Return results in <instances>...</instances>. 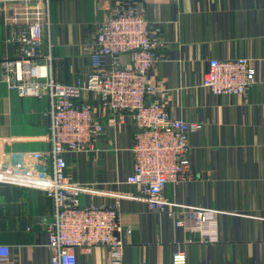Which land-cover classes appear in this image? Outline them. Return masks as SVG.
<instances>
[{"label":"crops","instance_id":"obj_1","mask_svg":"<svg viewBox=\"0 0 264 264\" xmlns=\"http://www.w3.org/2000/svg\"><path fill=\"white\" fill-rule=\"evenodd\" d=\"M140 1L161 54L149 74L160 89L158 100L170 117L201 124L188 136L191 177L168 183L164 197L218 213L212 222L215 240L204 242L190 224H175L180 212L170 217L142 202L119 199L121 226L131 229L124 235V264H170L176 249L186 253L188 264H264V0ZM112 2L50 0L52 27L43 52L50 44L51 71L58 81L86 77L89 38ZM13 11L20 18L42 15L32 5ZM5 32L0 10V60L17 59ZM234 57L249 60L256 83L245 95L206 92L200 83L207 60ZM121 59L129 61L128 55ZM85 98L97 101L92 93ZM46 105L45 99L19 97L0 80V153L47 148L48 121L41 114ZM102 121L104 134L94 150L67 156L71 179L102 191L81 194V204H113L116 198L109 193L135 192L122 182L132 165L133 120L127 115L113 126L102 114ZM51 211L52 201L43 192L0 185V264L47 263L46 234L37 222ZM76 264H109L108 252L94 247L77 255Z\"/></svg>","mask_w":264,"mask_h":264},{"label":"built area","instance_id":"obj_2","mask_svg":"<svg viewBox=\"0 0 264 264\" xmlns=\"http://www.w3.org/2000/svg\"><path fill=\"white\" fill-rule=\"evenodd\" d=\"M6 42L15 45L17 59L0 60V80L19 97L45 99L41 112L48 121L42 150L0 153V185H15L39 190L52 201V211L37 222L46 234V264H76L77 255L90 254L104 247L109 264H124V235L119 220V199H133L148 209L165 212L177 226L191 225L204 242L215 240L213 215L217 210L180 205L164 197L168 183L191 177L188 160V136L201 128L195 121L170 117L158 100L160 92L150 72L161 54L151 38L150 23L140 0H113L103 19L94 24L88 41L90 68L85 78L70 84L58 81L52 71V56L43 52L49 41L52 22L50 0H0ZM36 6L41 16L25 18L13 8ZM128 55L129 61L121 57ZM45 73L41 74V68ZM256 74L245 57L209 58L201 87L219 95H245L256 83ZM86 93L94 94L93 104ZM102 114L111 117V125L133 120L132 165L123 184L134 193H109L113 204H81V194L102 193L94 186L71 179L67 156L94 150L95 141L104 134ZM170 264H188L186 253L176 249Z\"/></svg>","mask_w":264,"mask_h":264},{"label":"bare ground","instance_id":"obj_3","mask_svg":"<svg viewBox=\"0 0 264 264\" xmlns=\"http://www.w3.org/2000/svg\"><path fill=\"white\" fill-rule=\"evenodd\" d=\"M44 73H45V68L42 67V68H41V74H44Z\"/></svg>","mask_w":264,"mask_h":264}]
</instances>
